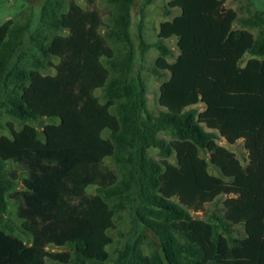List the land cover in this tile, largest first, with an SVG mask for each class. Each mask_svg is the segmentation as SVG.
Listing matches in <instances>:
<instances>
[{
	"label": "trees",
	"instance_id": "1",
	"mask_svg": "<svg viewBox=\"0 0 264 264\" xmlns=\"http://www.w3.org/2000/svg\"><path fill=\"white\" fill-rule=\"evenodd\" d=\"M88 1L95 9L65 13L60 0H44L35 26L30 18L0 26V224L16 185L9 166L29 168L18 214L28 242L1 228L0 264H264V11L239 17L224 0L170 1L167 12L180 14L160 24L155 43L140 30L142 57L160 49L155 71L170 75L154 116L132 32L136 8L142 18L153 0ZM63 30L70 35L54 39ZM172 38L179 55L169 62ZM52 56L62 66L43 74ZM6 116L49 123L40 139ZM218 140L243 142L247 165ZM109 159L121 177L108 172ZM222 196V213L207 215ZM114 199L133 222L117 245Z\"/></svg>",
	"mask_w": 264,
	"mask_h": 264
},
{
	"label": "rangeland",
	"instance_id": "2",
	"mask_svg": "<svg viewBox=\"0 0 264 264\" xmlns=\"http://www.w3.org/2000/svg\"><path fill=\"white\" fill-rule=\"evenodd\" d=\"M44 0H0V26L9 22V21H26L27 19H31L33 21V25L35 26L38 22V17L41 12L42 4ZM64 5V12L69 13L71 8L74 6H80L86 11H91L95 9V4L88 0H60ZM172 0H153L152 3L147 4L144 7V14L141 18L139 14V6L135 10L134 16V24L132 28L133 36L137 45L138 50V63H137V75H139L147 88V109L148 111L157 116L161 110L159 105V92L161 85L169 79V73L162 72L157 73L156 62L161 56L160 49L153 47L149 49L145 55L142 57V42L140 38V33L142 30V34L148 43H155L158 40L159 28L160 24L167 21L172 20L176 16L180 14L178 9H173L170 12H167V5ZM225 6L228 9H233L237 12L239 17H251L256 13L264 11V0H224ZM98 7L107 11L109 9L108 5L103 2H98ZM235 28H241V24L239 22L235 23ZM254 35H257L258 29H250ZM70 33L68 31H61L56 33L54 39L56 37H67ZM168 47L172 50V54L167 56V60L169 62H174L179 55V49L177 46V39L172 38L166 41ZM249 56H246L245 60H247ZM62 66V60L57 56H52L50 59V64L46 69L41 70L43 74L56 75L58 73L59 68ZM96 95L100 98L102 103H107V100L103 97L102 92H96ZM5 123H10L14 128L20 130L26 124H30L34 126L38 133L40 139H43V130L46 124L40 123L38 121H27L23 122L15 118H11L10 116H6L4 118ZM4 134H9L8 130L2 131ZM161 138L166 139L167 141H171L174 138V135L171 132H162L159 135ZM219 144L226 145L232 151H234L237 157L241 160L244 165H247V152L245 151L243 142H238L235 145H229L223 140H218ZM201 155L205 158H209L208 154L205 152H201ZM149 156L154 161H160L163 159V156L160 153V150L157 148H152L149 151ZM171 162L175 163V157H171L169 159ZM108 172L110 174H116L117 177H121L123 168L116 162L114 159H109L106 162ZM209 170L214 175H220L218 169L214 168L210 165ZM9 173L12 178L15 179L16 185L10 189L7 193L8 198V207L7 211L3 215V221L0 224V229H4L12 234L23 238L26 242H28L27 237L20 231V226L22 225L21 220L18 217L19 210L23 205L24 200V192H25V181L29 175V168L23 164H11L9 166ZM90 192L95 194L96 189L91 188ZM225 197L222 196L218 199L215 204L207 205V215H211L215 212L222 213V203ZM108 203L113 211L114 223L116 226V231H113L112 237L114 239L115 245H117L120 234L119 231L128 232L131 230L133 226L132 222V213L128 208H122L119 205L117 199L108 200ZM200 218H207V215L199 213L195 214ZM149 239H147L143 244L144 252L150 255L154 249L153 244L151 243V239L154 241L155 237L153 233L147 232ZM245 236L243 226H238L236 228V232L234 237L243 238ZM114 246L110 247L108 252L110 256L113 255ZM65 250V249H62ZM47 264H52L48 262Z\"/></svg>",
	"mask_w": 264,
	"mask_h": 264
}]
</instances>
